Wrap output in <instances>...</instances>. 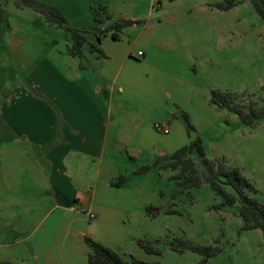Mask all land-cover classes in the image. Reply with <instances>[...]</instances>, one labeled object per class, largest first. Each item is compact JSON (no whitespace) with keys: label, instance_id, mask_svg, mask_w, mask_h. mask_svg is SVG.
<instances>
[{"label":"rangeland","instance_id":"rangeland-1","mask_svg":"<svg viewBox=\"0 0 264 264\" xmlns=\"http://www.w3.org/2000/svg\"><path fill=\"white\" fill-rule=\"evenodd\" d=\"M38 1L56 7L68 26L87 30L95 43V33L118 16L139 20L119 31L120 41L116 43H128L135 55L138 49L149 53L145 63H140L144 57H138L139 62L129 59L118 65V83L123 76L128 77L133 88L116 92L114 102L125 104L121 115L134 112V108L138 112L143 103L153 111V118L162 117L168 110L166 118L172 122L167 123V133L146 129L137 135L129 120L121 121L126 130L121 136L128 145L113 161L127 172L130 181L141 185L147 207L155 211H145L146 217L137 210L101 220L83 212L63 213L53 208L52 200L44 194L34 199L33 207H9L6 201L10 191L6 187L15 184L22 166L11 158L6 169L3 165L7 161L0 155V262L88 264L87 246L81 237L85 233L126 259L131 255L158 264H263L262 232L242 229L236 206H219L221 198L207 184L175 192V181L170 177L174 170L153 164L156 157L165 161L176 149L200 138L206 156L238 167L256 188L253 197L264 204V116L246 125L235 113L210 102L211 91L219 90L232 93L235 104H264V19L250 1L240 0L222 9L219 5L224 0H95L112 16L102 23L94 21V0ZM2 6L7 26L1 48L0 97L7 93L10 98L22 81L26 88L31 87L25 77L33 64L48 54L64 57L70 40L68 31L50 24L41 13L16 7L12 0L3 1ZM7 34L14 46L6 42ZM84 53L87 57L96 55L89 49ZM56 62L62 66L58 58ZM88 65L95 71L101 69L96 58ZM158 77L167 82L169 95L162 94L156 107L148 106L147 101L155 99L149 88ZM140 90L145 91V99L134 94ZM143 125L142 129L147 126ZM13 145L8 148L16 151ZM130 146L136 148L134 158L127 153ZM139 146L143 151L140 155ZM146 164L152 165L148 171L132 174ZM175 238L216 245L219 251L205 259L190 250L178 253L170 246ZM139 240L158 253L146 252ZM33 244L49 250V256L38 252L36 260L30 250Z\"/></svg>","mask_w":264,"mask_h":264},{"label":"crops","instance_id":"crops-1","mask_svg":"<svg viewBox=\"0 0 264 264\" xmlns=\"http://www.w3.org/2000/svg\"><path fill=\"white\" fill-rule=\"evenodd\" d=\"M115 20L127 19L118 16ZM132 21L139 22L135 17ZM5 26L7 21L0 24V65L4 59L1 48ZM5 38L10 46L15 45L8 34ZM119 41V34L114 38L111 31H103L100 47L104 56H86L83 66L67 50L64 57L48 54L33 64L25 77L37 94L26 88L22 81L15 95L9 98L5 93L0 97V155L7 161L4 165L0 162L7 169L8 160L13 158L14 164L21 163L22 166L18 171L20 177L11 184L15 186L6 187L10 191L6 201L9 207L15 205L18 210L23 209V205L33 207L34 199L44 194L52 200V207L63 213L91 212L93 218L101 220L137 210L146 217L148 200L143 197L141 185L130 181L127 172L113 161L128 145L121 136L126 133L121 121L129 120L137 135L146 133V129L154 133L153 129L158 131L155 124L172 121L166 118L168 110L162 117L153 118V111L145 103L137 108L138 112L134 108V112L121 115L120 110L125 104L114 102V95L132 91L133 87L128 77L123 76L118 83V65L129 59L139 62L138 57H144L140 63H145L149 52L138 49L137 52L142 51V54L135 55L128 43L120 45L116 43ZM57 58L62 66L57 64ZM94 58L101 65L99 71L88 65ZM166 87L167 82L158 77L156 84L149 88L150 96L155 99H149L148 106L156 107L162 94L169 95ZM143 89L148 90V87ZM144 90L134 94L145 99ZM10 143H14L16 151L9 150ZM153 146L149 145L151 149ZM134 151L136 148L130 146L127 153L134 158ZM137 152L138 155L143 152L141 146ZM118 177L124 178L122 184L112 185ZM12 190H16L13 191L15 195ZM84 236L82 233V240ZM30 250L36 260L39 259L38 252L49 256V250L40 245L33 244Z\"/></svg>","mask_w":264,"mask_h":264},{"label":"trees","instance_id":"trees-1","mask_svg":"<svg viewBox=\"0 0 264 264\" xmlns=\"http://www.w3.org/2000/svg\"><path fill=\"white\" fill-rule=\"evenodd\" d=\"M3 1L8 0H0V24L7 21L4 16ZM12 1L16 7H29L41 13L50 24H56L58 27H62L68 31L70 44L67 51L69 55L78 59L80 66L85 65V49H89L97 57L104 56L100 47V34L103 31H111L112 36L116 38L118 32L124 27L138 22L132 20L112 21L102 31L95 33L97 41L95 43L90 41L87 30L68 26L65 17L56 7L45 5L38 0ZM249 1L258 16L264 19V0ZM239 2L240 0H224V4H220L219 7L229 9ZM92 12L96 23H102L105 20L111 19L106 6L101 3H96L95 0L92 6ZM30 90L34 94H37L32 87H30ZM210 102L218 108L235 113L240 121L246 125H252L264 116V104L260 107H255L252 103L246 106L235 104L233 103L232 93L230 92L212 90ZM183 115L186 118L185 113ZM153 164L159 167L169 168L172 171L174 170L170 177L175 181L177 188L175 192L207 184L221 198L219 206H236L243 222L242 229H260L264 237V204L258 202L253 197L257 193L256 188L242 174L238 167L226 166L222 160L208 158L200 138H196L189 144L176 149L172 154L167 156L165 161L157 158ZM151 166L149 164L142 165L135 172H146ZM123 180V177H118L117 181L112 182V185L120 186ZM145 211L146 213L152 212L155 214V211H152L151 207H146ZM83 241L87 246L86 260L88 264H158L156 262L139 260L131 255L126 259L120 253L108 248L100 241L88 235L84 236ZM138 244L146 252L158 253L157 249L142 240H139ZM170 246L178 253L190 250L202 255L204 259L216 255L219 251L216 245L194 244L188 240L177 238L171 241ZM0 264L10 263L8 261H1Z\"/></svg>","mask_w":264,"mask_h":264},{"label":"built area","instance_id":"built-area-1","mask_svg":"<svg viewBox=\"0 0 264 264\" xmlns=\"http://www.w3.org/2000/svg\"><path fill=\"white\" fill-rule=\"evenodd\" d=\"M138 55H141L142 54V51H138L137 52ZM155 128L162 132V133H167L169 131V127H168V124L167 123H162V124H155ZM86 214L90 217V218H93L94 215L91 213V212H86Z\"/></svg>","mask_w":264,"mask_h":264}]
</instances>
